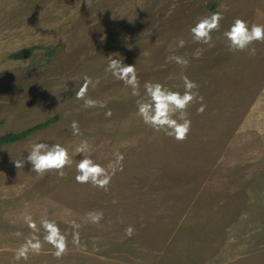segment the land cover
<instances>
[{
	"label": "rangeland",
	"instance_id": "rangeland-1",
	"mask_svg": "<svg viewBox=\"0 0 264 264\" xmlns=\"http://www.w3.org/2000/svg\"><path fill=\"white\" fill-rule=\"evenodd\" d=\"M213 12L223 15L220 30L210 44L195 43L190 27ZM235 17L264 24V0H0V136L56 116L0 143V264H264V43L254 56L228 51L223 32ZM31 45L44 48L10 56ZM174 55L187 66L170 62ZM113 58L134 65L141 97L145 81L181 92L182 76L196 82L204 111L198 100L189 105L187 139L142 122L137 97L105 71ZM85 76L87 96L106 107L76 99ZM40 140L68 148L73 164L63 177H39L27 162L16 168ZM85 140L106 168L124 156L107 190L75 180L74 148ZM89 212L103 218L92 223ZM44 217L66 235L67 252L57 258L43 243L16 260L27 238L43 242Z\"/></svg>",
	"mask_w": 264,
	"mask_h": 264
},
{
	"label": "clouds",
	"instance_id": "clouds-1",
	"mask_svg": "<svg viewBox=\"0 0 264 264\" xmlns=\"http://www.w3.org/2000/svg\"><path fill=\"white\" fill-rule=\"evenodd\" d=\"M223 15L220 12H213L209 15L198 18L190 27V33L195 43L210 44L212 41V33L220 30ZM223 36L227 43V49L230 52L247 50L250 55L256 54V48L253 46L256 42L264 43V24L251 23L235 17L228 28L223 32ZM184 40L179 41L180 47L184 46ZM168 60L174 61L181 66H187V59L180 56H170ZM106 72H109L116 80L121 81L125 86L131 89V95L137 97L136 107L137 113L142 122L152 128L154 131L163 132L177 141L187 139L191 129V120L188 117L187 109L189 105L200 102L198 112L204 111L203 97L199 95L198 85L190 80L187 76H182L183 91L173 90L166 87L158 81H145L143 84L144 94L141 97L140 81L136 68L133 64H126L118 58L110 59ZM83 84L79 90L75 92L77 100H83L84 107H106L105 104L94 100L87 96V90L92 80L90 77L83 78ZM111 110H108L105 115L110 117ZM70 128L74 136L80 135L78 121H72ZM75 155L80 159L75 163V180L80 184H91L94 187H99L104 190L108 189L112 176L117 170H123L124 156L122 153L115 154V160L106 168L101 163H98L89 154V146L87 141L81 143L74 148ZM25 162L31 165V171L35 172L39 177L55 171L60 177L65 175L64 169L73 164V160L69 155V150L66 146L59 142H44L43 140L34 142L27 150V155L23 161H15L16 168L24 166ZM89 220L92 223H99L103 218L102 212L87 213ZM24 221L27 226L34 232L39 231L37 223L30 214H26ZM40 228L43 229V242L38 236H31L20 245L15 254L16 260H27L29 252L39 254L43 243L52 246L54 256L62 257L68 250V241L64 233L61 232L59 225L55 220H50L46 217L41 218ZM72 227L78 229L80 226L75 221L72 222ZM134 229L129 226L125 230V234L132 236ZM73 243H79L78 232L73 233Z\"/></svg>",
	"mask_w": 264,
	"mask_h": 264
},
{
	"label": "trees",
	"instance_id": "trees-1",
	"mask_svg": "<svg viewBox=\"0 0 264 264\" xmlns=\"http://www.w3.org/2000/svg\"><path fill=\"white\" fill-rule=\"evenodd\" d=\"M38 47H43V45H31L27 47H23L20 50L13 52L10 54L12 58L15 59H24L35 54V51ZM56 120V116L43 120L36 125L27 128L26 130L20 132H9L0 136V143L1 144H11L20 140L25 139L31 133L46 128L47 126L51 125Z\"/></svg>",
	"mask_w": 264,
	"mask_h": 264
}]
</instances>
